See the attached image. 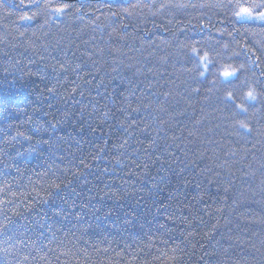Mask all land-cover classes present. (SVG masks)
Masks as SVG:
<instances>
[{
	"label": "trees",
	"instance_id": "1",
	"mask_svg": "<svg viewBox=\"0 0 264 264\" xmlns=\"http://www.w3.org/2000/svg\"><path fill=\"white\" fill-rule=\"evenodd\" d=\"M253 5L0 0V264H264Z\"/></svg>",
	"mask_w": 264,
	"mask_h": 264
},
{
	"label": "snow or ice",
	"instance_id": "2",
	"mask_svg": "<svg viewBox=\"0 0 264 264\" xmlns=\"http://www.w3.org/2000/svg\"><path fill=\"white\" fill-rule=\"evenodd\" d=\"M21 3L23 4V0H21ZM64 7H67L66 5ZM64 7H59V8H56L54 9V11L56 12H63L64 11ZM259 7H264V5H253V6H241L239 11L236 13L237 17L240 18V19H249V18H253L254 16L258 17L259 19H262L264 20V11H260V12H255V9L256 8H259ZM23 19H31V17H23ZM195 51V49H194ZM223 75L227 78V77H230V76H233L235 75V72L234 71H225L223 73ZM250 97L252 96V93L249 92L248 94ZM242 127H246L245 125H241Z\"/></svg>",
	"mask_w": 264,
	"mask_h": 264
},
{
	"label": "rangeland",
	"instance_id": "3",
	"mask_svg": "<svg viewBox=\"0 0 264 264\" xmlns=\"http://www.w3.org/2000/svg\"><path fill=\"white\" fill-rule=\"evenodd\" d=\"M240 21H255V22H264V20L259 19L258 17L254 16L253 18H249V19H240L238 18Z\"/></svg>",
	"mask_w": 264,
	"mask_h": 264
},
{
	"label": "water",
	"instance_id": "4",
	"mask_svg": "<svg viewBox=\"0 0 264 264\" xmlns=\"http://www.w3.org/2000/svg\"><path fill=\"white\" fill-rule=\"evenodd\" d=\"M62 1H78V0H62Z\"/></svg>",
	"mask_w": 264,
	"mask_h": 264
}]
</instances>
